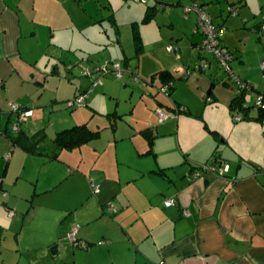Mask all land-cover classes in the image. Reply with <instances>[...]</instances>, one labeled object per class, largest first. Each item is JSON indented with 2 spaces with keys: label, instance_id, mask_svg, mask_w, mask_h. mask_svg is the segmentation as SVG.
I'll use <instances>...</instances> for the list:
<instances>
[{
  "label": "crops",
  "instance_id": "crops-1",
  "mask_svg": "<svg viewBox=\"0 0 264 264\" xmlns=\"http://www.w3.org/2000/svg\"><path fill=\"white\" fill-rule=\"evenodd\" d=\"M70 1L0 0V183L6 193L0 197V264H19L18 254H8L4 241L12 238L13 234L18 239L25 230H32L31 222L35 218L39 220V226L34 231L40 227L45 230L44 236L38 240V247L57 245L58 252L59 240L64 238L74 223L78 225V238L90 246L104 241L98 244L100 248L87 249L88 253L91 252L89 254L72 252L80 262L70 261L67 256L59 264H83L86 256L91 255V260L97 253L107 255L113 264L127 262L111 257L119 253L133 258L130 264H264V117L254 119L258 114L251 109L248 118L232 120L230 105L235 95V85L227 77L217 76L212 69L204 75L190 71L192 63L199 58H205L207 68L212 61L199 51L202 35L196 32L197 15L194 13L180 16L179 20L184 24L178 30L173 18L166 16L164 21L159 20L158 28L166 25L168 31L171 29L167 36L161 35L149 41L144 28L136 31L140 37L138 51H145L152 58L150 68L142 70L143 74L151 72L150 76L147 75L150 86L162 87L165 84V77L160 76L159 71H165L173 81L172 91L166 93L168 96L174 93L177 81L188 83L192 80L190 83L194 90L205 102L221 108L224 120L231 125L229 134L209 129L214 133L213 138L207 134H190L191 138L198 139H195L192 147L195 150L189 149L195 153H189L191 159L187 161L188 167H180L178 172L168 174L179 166L172 158H177L185 148L179 144L180 140L183 142L182 134H168L170 141L161 148L159 143L167 135L166 129L163 126L160 129L162 133L155 132L158 122L152 124L157 120L152 109L164 105L155 98L156 103L142 101V95L139 102L148 110L143 114V119L138 117L137 120L141 122L139 133L145 139V144L140 145L141 140L138 143L140 134H133L137 136L135 138L131 134L119 135L113 141L114 163L108 151V171L103 167L96 170L95 166H99L96 164L89 169H80L77 164V161L96 162L106 155L103 146L91 144L100 141V134L85 145L62 149L55 159L28 153L11 143L5 134L11 130L12 124L9 126V122L13 121L7 103L15 102L31 109L32 115L26 122L35 116L33 109L38 108L37 116L45 113L47 108L52 112L54 107L51 106L58 101V95L54 89L38 86H42L46 80L43 62L46 60L49 63L50 59L61 56L66 47L70 48L66 42H75L77 34L71 38L66 34L73 24L78 29L87 27L89 32L90 25L97 27L94 26L99 19L97 9L91 2L75 0L74 7L82 9L83 13L70 19ZM146 2L134 6L137 14L133 22L137 25L140 19L143 22L152 20L158 10L165 9V5L182 6L189 4L190 0ZM195 2L205 6L218 29L226 27L229 30L220 43L232 54V71L251 84L245 100L253 104L258 95L264 94V75L259 73L260 62L264 59V29L260 27L264 0ZM120 3L121 7L129 8V5ZM231 4L237 5V14L230 16L227 10L225 15L224 7ZM187 35H191V38L188 39ZM167 38L170 39L168 44L173 45L176 52L164 47ZM183 38H187V44L191 45H187L186 55L181 50L184 42L180 40ZM129 60L125 56L121 64L133 72L131 66L134 65ZM139 64L140 61L136 66ZM50 74L51 79L56 78V67L50 70ZM107 80L108 85L104 90L116 87L110 84L109 78ZM209 86L211 90L206 92ZM79 90L76 89L77 92ZM44 91H47L48 97L45 95L42 99ZM108 94L118 99L112 90H108ZM173 102L172 107H166L177 109L176 106L180 104L186 109L182 112L192 114L182 102L177 99H173ZM178 109L181 111L182 107ZM133 112L134 108L121 113L113 109L106 114L122 118ZM83 123L87 125L86 121L73 122L56 132ZM23 126V123L20 124L19 130L28 136L39 130L45 132V127L31 132ZM112 127L115 129L116 126ZM146 128L154 133L151 142L142 132ZM118 141H121V145ZM144 155L150 157L148 164L142 161ZM185 162L180 159V164ZM214 162L227 166L228 171L219 176L210 170L197 168L199 175L193 176V165H211ZM54 164L63 168L49 174L54 169L49 166ZM89 173L99 182L100 192L96 194L91 192L87 180ZM151 175L162 180L153 181ZM68 188L71 196L66 198ZM30 196H35V199L28 204ZM172 198L175 202L166 206L164 202ZM109 201L114 203L115 212L107 208V203H111ZM7 208L14 211L15 217L20 214L21 218L17 220L13 216L15 219L12 217V220L7 215ZM49 223H53L50 233L47 232ZM12 249L19 250L21 247ZM95 263L103 264V261L96 260Z\"/></svg>",
  "mask_w": 264,
  "mask_h": 264
},
{
  "label": "rangeland",
  "instance_id": "rangeland-1",
  "mask_svg": "<svg viewBox=\"0 0 264 264\" xmlns=\"http://www.w3.org/2000/svg\"><path fill=\"white\" fill-rule=\"evenodd\" d=\"M78 1V0H77ZM87 2H91V5H94L97 9V18H99L94 26L97 27L94 28L92 25H90V32L89 29L86 27L84 29L77 28L74 24L72 27L68 28L66 30V34L68 38L74 37L76 34V40L75 42H66V44H69L70 48L66 47L65 50H63L61 56H58L55 59H50L49 63L45 60L43 62V66L45 67L46 71V80L44 81V84L38 85L40 87H47L49 89H54V92L58 98L57 102H54L51 107H54V110L50 112L49 108H47V111L45 113L39 114V116L36 115V111L38 108L33 109L35 112V116L29 121V122H21L20 124H24V128L26 131H35L36 129L40 127H45V132L47 134V138L43 142L44 147H49L51 145L50 138L57 129L62 128L67 125H71L73 122H87V126L91 129H98L100 131V141L97 143H91V144H97V146L101 147L103 146V151H105V156L101 159L96 160H88L87 162H79L77 161V164L79 165L80 169H89L93 165H99L95 166L96 170L105 169L108 171V151L110 153V157L112 162L114 163V139L120 137L119 135H126L131 134L132 138L137 137L133 134H140L139 136V144L141 140V144H145V139L139 133V130L142 128L141 122L137 120L138 117L140 119H143V114H146L147 108H145L141 103L139 102V99L141 95L143 96L141 99L142 101H152L154 102L156 99H159L164 106H162V109L169 114V118L165 120L164 123H158V125L155 128L156 133H162L160 129L164 128L165 130V136H163L162 140L160 141L159 145L161 148L165 147L167 145V142L170 141V135L168 134H182V140H180L179 144L181 143L184 145L185 148H183V151L177 155V158H172L177 164H179L178 168H175L171 171H169L168 174H174L173 171L180 170L181 168H184L185 166L188 167L187 161L188 159H191V154L189 153H195L193 144L195 139H198L197 137L191 138L190 134H207L212 136L214 134L213 132H210L209 129H217L221 134H229L231 132V125H229L223 118L222 109L219 107L212 106L213 103L205 102L204 99L197 93V91L194 90L193 86L191 85V81L189 80L188 83L185 81H177L178 83L176 85L175 91L171 96H168L166 93L161 91V86H150L148 82V77L150 76L151 72H146L147 74H143L142 70H146L147 67L150 68V63L152 61V58L149 57V54L145 51H137L136 49V43L134 40L135 32L140 28L144 30V33L146 34L148 40H153L157 37L167 36L169 35L168 31L169 27L166 25L160 26V28L157 27V24L159 23V20L164 21V18L170 17L174 19V25L176 29L178 30L180 26L183 28V22L179 20L180 16L183 15L185 17L184 9L187 6H192L195 4V0H190V3L184 4L182 6H176V5H165L164 10H158L154 16V18L150 21L143 22L142 19H140V22H138V25L133 22L136 17L134 16L137 14L135 12L134 6H136L138 3L135 0H86ZM149 0H147L148 2ZM85 3V0L82 1ZM124 3L126 5H129V8L127 7H121V3ZM146 2V3H147ZM71 5V11H70V19L75 18L78 15L82 14V9H78L74 7L76 4L75 0L70 1ZM198 3V2H197ZM145 4V3H142ZM199 4V3H198ZM145 6V5H143ZM142 6V8H143ZM205 7V6H204ZM228 5L225 8L223 12L227 13ZM177 9H181L178 11ZM140 10V9H139ZM135 12V13H134ZM191 13H194L197 15L195 10H191ZM104 17H101L103 16ZM231 16V15H230ZM101 17V18H100ZM83 16L81 17V19ZM72 21V20H71ZM214 23V22H213ZM215 24V23H214ZM216 25V24H215ZM185 26V25H184ZM217 27V26H216ZM78 30V32H77ZM183 30V29H182ZM229 30L224 28L221 36L219 39H222L225 34L228 33ZM197 32V31H196ZM184 35V34H183ZM191 38V35H187V38ZM183 38L180 41H183L184 44L181 46V50L184 52L183 55L188 54V48L187 44L188 39ZM170 41L169 38L166 39V46L168 45V42ZM179 41V42H180ZM173 46V45H172ZM191 46V45H189ZM188 46V47H189ZM174 47V46H173ZM176 47V46H175ZM68 49V50H66ZM149 49V48H148ZM178 51V49H177ZM176 52V50H175ZM205 54V57L209 58L211 61V65L209 67L203 69L199 65L200 64H208L205 58H199L197 59L196 63H192L190 66V71L193 74L196 75H204L210 69H212L215 74L219 77H227V71L224 70L219 64L217 63L216 58L213 56L212 53H203ZM91 57H90V56ZM129 57L130 63H132L134 66L132 67L133 72L125 71L123 73V76L119 79H117L113 72H107L102 73L100 70H97L98 67L105 65L106 67L110 68L111 64L114 62H120L123 61L124 57ZM140 61V66H136L137 62ZM233 59H231L230 64L232 63ZM48 63V64H47ZM218 65V66H217ZM208 66V65H207ZM56 67L58 71V75L56 78L51 79L52 75L50 74V70L52 68ZM89 69L91 71L90 74L84 75L82 74V71L84 69ZM232 70V69H231ZM135 71V72H134ZM262 75H264V71L260 69L259 72ZM149 75V76H147ZM192 75H190L191 77ZM110 80V84H115L113 88H108V90H112L113 93L116 94L118 99H115L108 94V90H104L106 86L108 85V79ZM105 80V81H103ZM107 82V83H106ZM157 85H159V81H155ZM47 85V86H46ZM76 89H81L78 92ZM211 90V87L209 86L206 92H209ZM75 91L77 93H75ZM132 92V93H131ZM203 93V96L205 93ZM79 95L81 93H85V105L77 106L75 104L69 105V101L74 99L76 95ZM47 94V91H44L42 95V99ZM130 94V97H129ZM46 97H48L46 95ZM155 98V100H154ZM173 99H177L178 101L182 102L184 105H186L192 112V114L188 115L187 113H184L177 109H171L167 108V105H170L171 107L174 105ZM87 102V105H86ZM133 102V103H131ZM131 103V104H130ZM156 103V101H155ZM7 106L9 107V103H7ZM131 108H134V112L132 115L126 114L123 115L122 118L115 117L113 114H106L109 111H112L113 109H116L118 112L123 111H129ZM154 112V109H152ZM9 112L13 116V121L9 122V126L12 123H17V115L14 112H11V109L9 107ZM155 113V112H154ZM157 117V115L155 114ZM171 116V117H170ZM232 118V116H231ZM230 118V120H231ZM157 119V118H156ZM233 120V118H232ZM156 122L152 123L153 125L157 124V120H154ZM29 124V125H28ZM112 125L116 126L115 129L112 127ZM146 124L145 126H147ZM8 126V128H9ZM144 126V127H145ZM176 129V130H175ZM10 130V128H9ZM13 132H17L14 130H10ZM128 137V136H127ZM121 141H118V144H120ZM85 145V144H84ZM142 147V146H139ZM144 147H146L144 145ZM179 148V146L177 145ZM195 150V149H194ZM75 152V151H74ZM65 153V152H64ZM103 153V152H102ZM118 159V155H117ZM180 159L182 161H186L185 163L180 164ZM186 159V160H185ZM150 160V157L142 156V161L146 162L148 164V161ZM139 162V161H138ZM103 165V166H102ZM157 165V164H156ZM51 168H54L53 170L49 171V174H53L54 172H58L60 168L63 167L61 165H51L49 166ZM43 174H41L40 177H42ZM150 178L155 181H161L162 179L160 177H156L155 175H151ZM92 179L96 184H99V182L91 176V173L87 176V180L89 181ZM168 183V182H166ZM156 185V183H154ZM101 189V188H100ZM100 192V190H99ZM91 193V192H90ZM94 195V194H93ZM2 194H0V197L2 198ZM68 196H71V193H69V188L66 190V198ZM35 199V196H30L28 198V202H30ZM111 202L113 205L114 203ZM29 204V203H28ZM7 212V209H6ZM53 213H51V216ZM15 217V216H14ZM13 219H20L21 215L19 214ZM12 219V217H10ZM12 219V220H13ZM53 223H49L47 225V232L50 233V229L52 228ZM77 224L74 223L70 226L68 232L71 230L73 226H76ZM39 226V220L35 218L31 222V228L32 230H25L23 234H19L18 239H15V236L13 234L12 238H7L4 242V246L8 254L17 253V263L19 264H59L64 257H69L70 261H78L80 262L72 252L74 253H88L87 249H80L78 246H75L68 240L67 234H65L64 238L62 237L59 241V247L58 252L56 254H52L50 252V247H38V240L44 236L45 230L44 228L40 227L36 231H34L35 228ZM19 227V226H18ZM98 244L101 243L98 242L97 244H93L89 246L90 249L100 248L98 247ZM20 248L19 250H13L12 248ZM92 250V251H93ZM45 253V255L43 254ZM70 255V256H69ZM74 255V256H73ZM91 256V255H90ZM90 256H86V259H84L82 262L83 264H97L95 263L96 260L103 261V264H113V261L111 259L107 258V255H104L103 253H97L93 256H96L95 258H92L90 260ZM112 258H115L117 260H123L127 261L123 264H130L132 262L131 257L126 255L125 253H119L118 255H111ZM109 256V258H111ZM74 259V260H73ZM37 260V261H36ZM43 263H42V262ZM66 261V260H65Z\"/></svg>",
  "mask_w": 264,
  "mask_h": 264
},
{
  "label": "built area",
  "instance_id": "built-area-1",
  "mask_svg": "<svg viewBox=\"0 0 264 264\" xmlns=\"http://www.w3.org/2000/svg\"><path fill=\"white\" fill-rule=\"evenodd\" d=\"M137 2L145 3L147 0H135ZM191 10H195L197 13V23H196V31L200 32L202 35V41L199 46V51L201 53H212L213 56L216 58L217 63L219 66L224 68L225 71H227L228 76L232 83L235 85V93H238V91L242 90L246 93L249 92L250 85L248 82H243L241 78H239L232 70L230 66V61L232 59V54L229 52L228 49L223 47L220 43V36L224 30V28L216 27V25L213 23L212 18L206 11L203 5L198 4L195 2L192 6H187L184 9L185 14L189 13ZM228 12L230 15H236L237 14V5L231 4L228 7ZM261 29H264V15L261 17L260 22ZM168 51H174L172 45H168L166 48ZM201 68L205 69L207 67V64H200ZM260 69L264 71V59L260 62ZM97 70H100L102 73L107 72H113L114 76L119 79L122 77L123 73L125 71H130L128 67L122 66L120 62H114L111 64V67L108 68L105 65L98 67ZM91 71L89 69H84L82 71V74L88 75ZM168 88V85H165L161 87V91H166ZM77 105L82 106L85 105V93H81L79 95H76L74 99L69 101V105ZM247 104L244 105L246 107ZM9 107L11 109V112H14L17 115V123H12L11 130L18 131L19 130V123L25 121L28 117L32 115V110L22 107L20 104L15 102H10ZM258 108H264V100L261 99V96L258 95L256 100L253 103L252 109L257 110ZM155 114L157 115V122L162 123L164 120H166L169 117V114L166 113L161 107H157L155 110ZM233 118L236 121H240L242 118V111L239 110L238 107H236L233 111ZM201 171L210 170L214 173H216L219 176L224 175L228 171L227 166L219 165L217 162L212 163L211 165H203L201 168H198ZM199 170V171H200ZM199 171L195 170L193 171V176L196 177L199 175ZM89 186L91 189V192L96 194L99 191V185L96 184L92 179L89 181ZM0 193L3 195H6L5 192L1 189V183H0ZM175 202V199H169L164 202L166 206H170ZM107 208L111 212H115V208L112 203H107ZM14 211L10 208H7V215L9 217L14 216ZM78 234V225L73 226L71 230L67 234L68 240L75 246H78L79 248H89L85 241L81 240L77 236ZM100 243H104V241H101Z\"/></svg>",
  "mask_w": 264,
  "mask_h": 264
},
{
  "label": "trees",
  "instance_id": "trees-1",
  "mask_svg": "<svg viewBox=\"0 0 264 264\" xmlns=\"http://www.w3.org/2000/svg\"><path fill=\"white\" fill-rule=\"evenodd\" d=\"M134 40L136 43V49L138 51L140 48V37L138 36L137 32H135ZM158 74L160 76H162L163 78L165 77L164 78L165 84H163V86L168 85V88L166 91H164V93L169 94L173 89L172 79L171 78L169 79L168 76H166L167 73L165 71H159ZM227 80L228 81L230 80L228 74H227ZM241 80L243 82H247L246 80H243V79H241ZM249 85L251 87L250 83H249ZM245 95H246L245 91H242V90L238 91V93H235V95L232 99L231 105H230L232 111L236 107H238L239 110L242 111L241 120L248 118L247 114L252 109V106H253V104L246 102ZM260 96H261V99L264 100V94H261ZM245 104H247L246 107H244ZM176 107H178V108L182 107L181 111L186 110L185 107L180 105V104H178ZM24 108H26V107H24ZM256 111H257L258 115L255 116L254 119H260L261 117H264V108H258ZM232 118H233V113H232ZM233 120H234V118H233ZM234 121H236V120H234ZM142 132L148 138L149 142H151L152 138L154 137L153 131L150 128H146ZM5 134L10 139V141L13 145L22 148L24 151H26L28 153H32V154L47 155L51 159H55V158H57L58 153L62 149H72L76 146L87 143V142L97 138L100 134V131L90 129L84 123L83 124H76V125H73L71 127H68V128H65V129H62V130L56 132L55 135L51 138V146L49 148H45L42 145L44 139L46 138V134L43 130H39V131L33 133L32 135H29V136L20 130H18L17 132L8 131V132H5ZM202 166H203V164L202 165H193L192 166L193 171H195L197 168H201ZM86 244L88 247L90 246L89 243L86 242ZM83 249H85V248H83ZM63 264H76V263L64 262Z\"/></svg>",
  "mask_w": 264,
  "mask_h": 264
},
{
  "label": "water",
  "instance_id": "water-1",
  "mask_svg": "<svg viewBox=\"0 0 264 264\" xmlns=\"http://www.w3.org/2000/svg\"><path fill=\"white\" fill-rule=\"evenodd\" d=\"M50 252H51L52 254H55V253L57 252V245L52 246V247L50 248Z\"/></svg>",
  "mask_w": 264,
  "mask_h": 264
}]
</instances>
